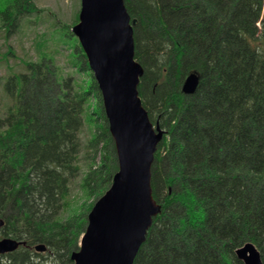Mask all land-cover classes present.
I'll use <instances>...</instances> for the list:
<instances>
[{
  "label": "trees",
  "instance_id": "trees-1",
  "mask_svg": "<svg viewBox=\"0 0 264 264\" xmlns=\"http://www.w3.org/2000/svg\"><path fill=\"white\" fill-rule=\"evenodd\" d=\"M19 2L0 12L5 29L23 24ZM124 5L136 21L139 97L165 130L151 167L161 213L134 264H243L235 250L247 243L264 264V0ZM68 33L60 52L38 43L34 58H19L22 70L9 63L13 51L0 57L13 71L0 76V239L25 242L0 264H43L45 254L72 264L94 203L64 220L71 186L82 175L81 192L96 200L117 171L99 89ZM190 73L199 83L185 96Z\"/></svg>",
  "mask_w": 264,
  "mask_h": 264
},
{
  "label": "water",
  "instance_id": "water-1",
  "mask_svg": "<svg viewBox=\"0 0 264 264\" xmlns=\"http://www.w3.org/2000/svg\"><path fill=\"white\" fill-rule=\"evenodd\" d=\"M124 0H80L78 23L71 28L100 92L108 132L114 144L117 171L110 187L87 215V225L73 264H134L161 205L153 199L151 167L165 130L153 125L138 94L143 69L134 60L133 26ZM199 76L190 73L181 92L195 93ZM0 218V229L3 226ZM0 240V257L24 246ZM35 251L46 250L43 244ZM235 255L243 264H263L259 251L247 243Z\"/></svg>",
  "mask_w": 264,
  "mask_h": 264
},
{
  "label": "rangeland",
  "instance_id": "rangeland-1",
  "mask_svg": "<svg viewBox=\"0 0 264 264\" xmlns=\"http://www.w3.org/2000/svg\"><path fill=\"white\" fill-rule=\"evenodd\" d=\"M13 1L14 0H0V12H2L3 8L10 5ZM19 1L20 13L18 14L19 17L17 21H19V19H22V21H24L23 24L20 27L16 28L9 27V29H5L4 24L0 25V57H3V54L8 50L13 51L15 53V56L9 54V63L15 71L23 69V66H20L19 58L23 60H30L36 56V48L39 47L38 43H41L42 45H45L47 48H49L47 49L49 51V54H52L51 50L56 51L57 53L60 52V47L57 45L55 46V43L60 44V41L65 40L70 36L68 32H70V29L75 25L74 23L78 18L80 10V0ZM256 25L259 26L260 21ZM69 40L72 42L71 38H69ZM52 48H55V50ZM68 50H70V48H68ZM56 58L59 60V63L62 66L65 65L64 56L56 55ZM11 72L13 71H10L6 67L5 62L1 60L0 76L7 75ZM82 135L88 138V131L86 127L84 128ZM112 145L114 147L113 141ZM95 162L97 163L98 159H96ZM82 178L83 176L81 175L73 182L71 186L72 199H70V201L68 202L69 207H66V210L62 214V216H64V220L74 214H81L86 212L91 203H95L97 201V199L95 200L92 197H88L87 194H83L81 192L80 182ZM41 258H45V261L42 262L43 264H51L50 262H52L53 256L45 254ZM37 261H35V263L38 264Z\"/></svg>",
  "mask_w": 264,
  "mask_h": 264
},
{
  "label": "bare ground",
  "instance_id": "bare-ground-1",
  "mask_svg": "<svg viewBox=\"0 0 264 264\" xmlns=\"http://www.w3.org/2000/svg\"><path fill=\"white\" fill-rule=\"evenodd\" d=\"M134 20V19H133ZM135 60V59H134ZM139 94V93H138ZM153 195V194H152ZM153 223V222H152ZM151 227V226H150ZM150 227L148 228V230L150 229ZM1 230V229H0ZM147 234H148V231H147Z\"/></svg>",
  "mask_w": 264,
  "mask_h": 264
}]
</instances>
